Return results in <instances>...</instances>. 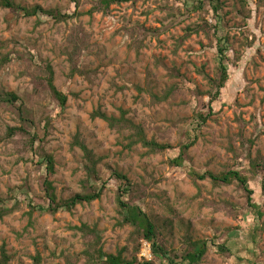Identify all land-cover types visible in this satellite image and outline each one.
Here are the masks:
<instances>
[{
  "label": "rangeland",
  "instance_id": "rangeland-1",
  "mask_svg": "<svg viewBox=\"0 0 264 264\" xmlns=\"http://www.w3.org/2000/svg\"><path fill=\"white\" fill-rule=\"evenodd\" d=\"M10 1L16 9L0 7V95L18 100L0 103V264H101L120 252L127 262L170 264L153 253L142 258L143 243L151 247L146 240L135 254L114 171L128 178L127 200L160 227L172 253L180 257L191 243L207 241L202 264H264V173L253 177L249 169L250 160L264 158V4L245 0L243 9L241 0H221L225 21L216 31L212 11L198 10L193 0H128L107 12L94 11L98 0H80L78 8L71 0ZM37 6L72 18L25 17L18 9ZM223 34L231 45L229 80L201 125L197 116L210 113L209 79L218 73ZM46 66L67 97L64 110ZM99 114L120 123L112 128ZM138 126L147 141L171 149L145 147L135 136ZM78 136L98 161L101 180L90 183H104L102 198L49 212L44 154L55 162L57 203L87 189ZM189 142L177 167L174 159ZM229 169L249 177L260 218L237 182L192 175Z\"/></svg>",
  "mask_w": 264,
  "mask_h": 264
},
{
  "label": "trees",
  "instance_id": "trees-1",
  "mask_svg": "<svg viewBox=\"0 0 264 264\" xmlns=\"http://www.w3.org/2000/svg\"><path fill=\"white\" fill-rule=\"evenodd\" d=\"M128 0H98L97 7L94 9L96 12H107L109 11V8L112 5L122 4L124 2H127ZM72 3L75 4L76 8L80 7V0H71ZM242 8L245 9L247 3L245 0H241ZM260 5L264 4V0H259ZM188 3V2H187ZM190 5H197L198 10H204L206 6L209 7V9L212 11L213 16L215 18V26L213 28L217 30H222L225 18H223L222 13L224 10V3L221 2V0H193L192 2H189ZM259 5V3H258ZM0 7L8 8V9H16L17 7L10 1V0H0ZM24 12L25 17H33L38 15H43L46 17H51L56 19V21H63L67 19H71L72 16H63L60 13L56 11H45L40 6H37L35 8L29 9H22L18 8ZM221 14V15H220ZM249 17H251L249 15ZM224 27V26H223ZM197 32L196 30L191 31L189 30V33ZM189 34V35H190ZM79 41H81V37L78 38ZM229 35L223 34L220 39L218 40V73L215 79H209V82L212 84L214 90L213 92H209L208 95L210 97V113L209 115H204L203 113H199L197 118L199 119V122L201 125L206 124L207 120H209L211 114H212V105L216 102H218L221 94V90L225 87L226 83L229 80V69H228V62H231V56L229 54L230 52V46L229 43ZM79 55H81V50L78 51ZM78 55V56H79ZM46 69L49 73V80L48 85L51 91V94L53 98L59 103L62 110H64V107L67 103V97L64 95L61 91H59L56 86L54 85V76H53V70L46 66ZM170 92L166 95V99L169 97ZM156 99V98H155ZM18 97L13 94H6V95H0V103H8L10 105L15 104L17 102ZM159 100V99H157ZM27 111L20 112V115L26 116ZM99 116L109 124L112 128L117 126L116 120L107 117L104 114H99ZM28 120H30L28 118ZM23 121V120H22ZM27 122V120H26ZM123 123L129 124L128 122L123 121ZM133 126V125H132ZM136 131L135 136L138 138V142H142L145 147L150 148L154 152H164L171 149L169 145H159L156 142L153 141H147L145 138L144 133L141 131V127L138 126L134 129ZM33 141H31V145L33 146ZM76 144L80 146V148L83 150L87 162H88V179L86 183V190L80 194H76L74 197L67 201H61L57 203V196L55 194V189L53 187V184L51 182V178L54 174V168H55V162L52 155L44 154V157L47 161V176L44 181V186L46 187V198L49 201V212L55 213L59 209L71 211L73 208H75L78 204L83 203H92L94 201L100 200L103 195L104 191V183H102V186H98L96 183L92 185L90 183V179L95 180L96 182H100L99 175L96 170V165L98 164V161L94 160L93 154L88 151L87 147L81 143L79 140V136L76 138ZM194 145L193 142H189L188 144H183L180 148V157L174 159V164L177 167H180L184 164V158L186 157V153L188 150ZM249 169L251 171V174L253 177H256L260 172L264 173V158H260L257 161L250 160L249 163ZM193 178L200 179V180H206L211 179V181L215 184H225L230 185L232 183L237 182L238 185H240L244 190L249 194V204L251 207L254 208V210H257L258 218L261 217V214L259 213L258 208L252 203V194L253 192L249 190V177L245 176L242 171H239L238 169H229L226 172L220 173V174H213V173H206L204 175H201L197 172H192ZM112 178L115 180V182L118 184V192L116 201L118 203V206L120 208V215L122 217V224L128 225L134 229V238H135V254L138 255L140 251L141 241L146 240L151 244L152 253L155 259H164L168 263L173 264V259L182 258L183 261H185L188 264H202L203 260L208 254V242L207 241H201V242H193L189 246V248L183 253L182 255L172 253L170 250H168L165 247L164 241L161 238L162 232L160 230V227L142 210V208L134 204L132 201L127 200V197L132 195L133 193V186L129 183L128 178L117 172L114 171L112 174ZM102 182V181H101ZM44 210V208H41ZM218 249L220 251L225 250V247L220 245L218 246ZM101 264H149L146 261L145 262H139L136 259L133 261H126L122 257V253L120 252L117 256H108L106 258V261Z\"/></svg>",
  "mask_w": 264,
  "mask_h": 264
},
{
  "label": "built area",
  "instance_id": "built-area-1",
  "mask_svg": "<svg viewBox=\"0 0 264 264\" xmlns=\"http://www.w3.org/2000/svg\"><path fill=\"white\" fill-rule=\"evenodd\" d=\"M151 247L148 243H143L142 258L149 260L152 257Z\"/></svg>",
  "mask_w": 264,
  "mask_h": 264
}]
</instances>
